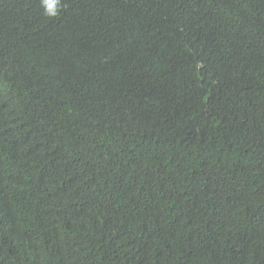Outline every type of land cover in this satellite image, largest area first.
Returning <instances> with one entry per match:
<instances>
[{"label":"trees","instance_id":"trees-1","mask_svg":"<svg viewBox=\"0 0 264 264\" xmlns=\"http://www.w3.org/2000/svg\"><path fill=\"white\" fill-rule=\"evenodd\" d=\"M0 0V264H264V0Z\"/></svg>","mask_w":264,"mask_h":264},{"label":"clouds","instance_id":"clouds-1","mask_svg":"<svg viewBox=\"0 0 264 264\" xmlns=\"http://www.w3.org/2000/svg\"><path fill=\"white\" fill-rule=\"evenodd\" d=\"M43 14L48 18H55L64 10V0H40Z\"/></svg>","mask_w":264,"mask_h":264}]
</instances>
